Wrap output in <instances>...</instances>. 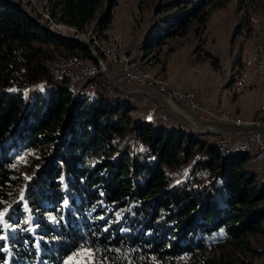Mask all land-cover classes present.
I'll use <instances>...</instances> for the list:
<instances>
[{
  "label": "trees",
  "instance_id": "obj_1",
  "mask_svg": "<svg viewBox=\"0 0 264 264\" xmlns=\"http://www.w3.org/2000/svg\"><path fill=\"white\" fill-rule=\"evenodd\" d=\"M116 4L46 0L45 12L74 33L103 37ZM211 5L219 4L157 0L164 16L145 32L144 49L191 24L203 29ZM257 6L237 0V30H250ZM58 52L97 68L87 47L0 2V264H61L79 249L93 264H264L244 257L264 255V177L250 154L223 153L210 141L217 135L173 119H133L136 94L104 79L90 99L73 92L47 68ZM248 234L263 242L252 245Z\"/></svg>",
  "mask_w": 264,
  "mask_h": 264
},
{
  "label": "rangeland",
  "instance_id": "obj_2",
  "mask_svg": "<svg viewBox=\"0 0 264 264\" xmlns=\"http://www.w3.org/2000/svg\"><path fill=\"white\" fill-rule=\"evenodd\" d=\"M17 1L28 6L42 19L47 20V15L45 12L46 0ZM156 1L157 0H116L117 4L111 10L112 21L118 16L120 11L125 12L131 20L129 25L125 28L127 31H112L108 34H102L103 37L99 36L93 31L77 34H80L82 37L90 40V43L95 47L106 63L109 64V67H107L110 72L111 65L118 66V73L116 75L112 74L114 77L117 76L118 79H120L122 68L126 66V64H124L126 60L123 57L124 55L130 59V62H133V60L136 61V66L132 67L133 72L136 74L146 75V77L152 78L160 84H165V87H167L169 90H175L181 93L190 92L193 97H196L195 92L193 91L194 89L189 87H181L177 84H174L170 81L168 76L163 77L150 74L145 70L142 58L146 63L157 64V67H159L160 71L164 68H167V66L170 68H177L179 69V73L181 72L185 75V79L193 82L192 84H194L195 88L200 90L201 94H210L212 92V96L208 105L203 104L207 108L202 106V111L206 112V117L220 116L221 122L236 121L240 123L256 122L264 124V110L261 111V106L264 107V93L262 89L255 86H249L242 91L234 92L231 86L234 73L237 72L235 68L239 67L243 58L248 52H250V50L253 49L252 47H254L259 42H264V40L258 41L257 38L255 39V34L253 31L254 24L257 22L259 23L261 18L264 17V0H258V6L254 10L252 16L253 19L250 30H246L243 27L237 30V25L242 14L237 8V0H214V2L219 5H211L203 29L194 31L195 25L191 24L184 36L167 38L160 45L154 46L153 48L146 51L143 45L145 40V32L154 25L156 19L158 20L164 16L162 13L156 14L154 12ZM57 25L60 27V30L64 31L65 33H74V30L70 27H64L63 25L59 24ZM109 27H111V23L107 28ZM126 32L130 33V39L134 41L135 47L138 48L139 56H132L126 52L124 48ZM118 48L121 49L120 56H117L115 53H109H112L113 50ZM102 50H104L105 53ZM57 55L62 56V54H56L55 56ZM63 57L68 58L70 65L75 63V59L80 60V58L86 64L93 65L91 62L87 61L81 56L63 55ZM49 63L50 62L48 61L47 68ZM131 65H133V63H131ZM93 66L95 67V65ZM89 77L90 78L87 79L86 77L81 76L80 79H84L85 82L88 81L86 84H94L96 91L100 84H103V77L98 74L97 68L95 69V74H92L91 76L89 74ZM51 78L60 79L54 77ZM61 78L66 79L68 89L72 90L73 92H80L90 99L89 94H85V88L87 87L86 93H88L90 86H86L85 84L80 86L79 83L75 89L70 88V83H68L70 81L68 77L63 76ZM42 83L43 81L37 82L28 89L29 97L27 104L30 102L32 93ZM262 88L264 90V87ZM161 93L164 94L163 92ZM147 97L141 94H136L134 97H132L131 102L134 104V109L130 114L133 119L143 117L150 118L151 122L153 121L155 124L160 122H168L171 118L154 101H152V105L154 102L156 107H159V110L158 115L152 120L157 111L153 110L154 112L152 114V112H150L151 108H149L147 104L141 103L143 98ZM169 102L177 103L173 102L172 100ZM174 106L185 113L189 118L197 119L195 112H188L175 104ZM157 108L154 109L157 110ZM160 112L164 113L166 117L165 120L160 117L158 118L159 114H161ZM166 126L167 128H170L171 123H167ZM181 127L184 126L182 125ZM218 137L221 138V135H217V137H211L210 141L217 145V140L219 139ZM6 138H8L10 143L14 142L12 133H10ZM229 146L233 145L229 144ZM224 148L225 147H223V153L233 150L225 148L227 149L225 151ZM21 159H24V157L22 156ZM251 163L254 164L256 168H258L264 177V168L261 165V161L257 163H253L251 161ZM248 238L250 239L252 245L253 243L257 244L258 242H263L259 237L258 240H255L257 237L254 234H248ZM257 255L246 254L244 257L257 259L264 262V255ZM92 261L93 260L90 251L87 249H79L72 252L64 260H62L61 264H93ZM186 264L191 263L187 262Z\"/></svg>",
  "mask_w": 264,
  "mask_h": 264
},
{
  "label": "bare ground",
  "instance_id": "obj_3",
  "mask_svg": "<svg viewBox=\"0 0 264 264\" xmlns=\"http://www.w3.org/2000/svg\"><path fill=\"white\" fill-rule=\"evenodd\" d=\"M53 24L56 25V27L60 30V27L57 24H55V23H53ZM260 24L264 28V17L261 18ZM120 44H121V41H120ZM102 51H104V50H102ZM97 53H98V51H97ZM104 53H105V51H104ZM109 53L110 54H114L115 53V54H117V56H120L121 49L118 48L116 50H113L112 53L111 52H109ZM123 57H124V59H126L125 62H124V64H126V66H124L122 68V70H121L120 79H118L119 81L120 80L121 81H127V79H130V83H138V78L141 77L145 82H147L150 85L154 86L155 89H157L158 91L160 90L161 92H163L166 95V99L168 101L172 100L173 102H177V103L181 102V97H193L190 92L181 93V92H177L175 90H169L167 87H165V84L164 85L160 84L159 82H156L152 78L146 77V75H141V74L138 75L135 72H133L132 68L131 69H127L130 66H132L131 63H133V62L132 61L130 62V59L127 58L126 56L123 55ZM79 61H80V68H81V69H79V77H78V72H76L72 68H68V65H70V61L68 60V58H65L63 56L56 57L54 60H52L49 63V73L54 78H61L63 76L68 77V79L70 81L69 82L70 83V88H74L75 89L79 85V78L81 76L86 77L88 79V78H90L89 74H90V76L92 74H95V69H96L93 65L86 64L85 62H83V60L81 58H80V60L75 59V62H79ZM105 63H106V61H105ZM106 66H107V63H106ZM135 66H136V61H135ZM236 70H237V72L234 73L233 81L231 82V86H232V89H233L234 92L242 91V90H244L245 88H247L249 86H257L258 85V86L264 87V42L257 43L253 47V49L250 50V52H248L247 55L243 58L241 64L239 65V67L236 68ZM115 79L117 80L116 77H115ZM86 82H88V81H86ZM86 82L84 80L85 84H86ZM120 84H122V83H120ZM81 85L82 84H80V86ZM88 85H90V88H89V91H88L87 94H89V96H91L93 93H95V89L96 88H95L94 84H88ZM134 86H145V85H134ZM126 87H133V86H126ZM85 90L87 92V87L85 88ZM86 92H85V94H86ZM262 110H264L263 106H261V111ZM157 115H158V112H156V114L153 116L152 120ZM159 117L164 119V120L166 118L163 112L161 114H159L158 118ZM220 121H221V118H220ZM227 122H233V121H227ZM234 122L235 123H240V122H236V121H234ZM254 123H256V122H254ZM260 124H263V123H260ZM219 135L222 136V135H227V134H219ZM261 135H264V133H261ZM217 142H218L217 146L221 150H223V147H225L227 149H232V148L236 147L238 149H242L244 151H247L250 154V158H251V161L253 163L260 162L259 158H256L257 156H259V149H252V148H248V147H245V146H234V145L233 146H229L228 140L225 137L219 138L217 140ZM227 149H225V151Z\"/></svg>",
  "mask_w": 264,
  "mask_h": 264
},
{
  "label": "water",
  "instance_id": "obj_4",
  "mask_svg": "<svg viewBox=\"0 0 264 264\" xmlns=\"http://www.w3.org/2000/svg\"><path fill=\"white\" fill-rule=\"evenodd\" d=\"M0 2H9L12 5L18 6L23 13L37 26L45 29L57 37L69 39L79 42L81 45L87 47L90 55L95 60L99 74L103 79L115 90L123 94H143L156 102L171 119L183 125L191 133L197 134H236V133H264V124L254 122H221L207 119H191L185 113L180 111L176 106L169 102L160 92L147 86H133L126 87L120 84L115 77L109 72L105 61L97 53L95 48L91 45L90 40L82 37L76 33H65L59 30L56 25L42 19L39 15L33 12L28 6L22 4L17 0H0Z\"/></svg>",
  "mask_w": 264,
  "mask_h": 264
},
{
  "label": "crops",
  "instance_id": "obj_5",
  "mask_svg": "<svg viewBox=\"0 0 264 264\" xmlns=\"http://www.w3.org/2000/svg\"><path fill=\"white\" fill-rule=\"evenodd\" d=\"M129 22H131V20L129 19V16L125 12L120 11L118 16L111 22V27L104 29L102 31V34H108L112 31H114V32L127 31L125 28L129 25ZM259 24H260V22L259 23L257 22L256 24H254L253 31L255 34V39L257 38L258 41H262V40H264V28L261 24L260 25ZM124 48H125L126 52H128V54H130L132 56H135V55L139 56L138 48L135 47L134 41L132 39H130V33H127V32H126V40H125ZM142 61L144 63L145 70L148 71L150 74L156 75V76L159 75V76H163V77L168 76V78H170V81L173 82L174 84H177L181 87H187V88L189 87V88L194 89L193 91L195 92V95H196L199 103L201 104V106L205 107L203 104L208 105L209 100L212 96V92L210 94H206V93L201 94L200 90L198 88L194 87V84H192L193 82L189 81L188 79H185L184 78L185 75L182 74L181 72L179 73V69L170 68L169 66H167V68H164L160 71L159 67H157V64L146 63L143 58H142ZM110 69H111V72L113 75H116L119 71V68L116 65H111ZM255 87L261 88L263 93H264V90L261 86H255ZM141 103L147 104V106L149 108H151L150 112H152V114L154 111L158 112V110H159V107L157 108L154 102H153L154 108H157V110H155L153 108L152 100H150V98H148V97L143 98V101H141ZM205 108H207V107H205ZM236 119L239 120L238 118H236ZM169 123H171L170 128L177 127L176 122L170 121Z\"/></svg>",
  "mask_w": 264,
  "mask_h": 264
},
{
  "label": "built area",
  "instance_id": "obj_6",
  "mask_svg": "<svg viewBox=\"0 0 264 264\" xmlns=\"http://www.w3.org/2000/svg\"><path fill=\"white\" fill-rule=\"evenodd\" d=\"M58 54H66V53L58 52ZM134 66H135V61L133 60V65L127 69H131ZM68 68H72L73 70L78 72V77H79V69H81L80 61L75 62L72 65H68ZM119 82H121L125 86L145 85V86L154 88V86L145 82L141 77L138 78V83H130V79H127V81H119ZM79 83L85 84L84 80L80 78H79ZM85 85L90 86L88 84H85ZM158 92L161 93V91H158ZM162 95L166 98L165 94H162ZM172 104L173 105L176 104L188 112H195L197 119L220 121V116L206 117V112L202 111V106L197 101L196 97H181L180 103H172ZM221 137H226L229 140V144L234 145V146H245V147L252 148V149H259V156H257L256 158H259V160L261 161V165L264 168V135H261V133H236V134L222 135Z\"/></svg>",
  "mask_w": 264,
  "mask_h": 264
}]
</instances>
